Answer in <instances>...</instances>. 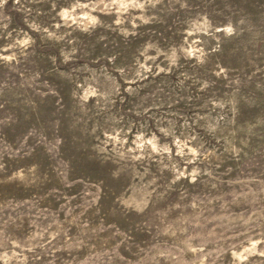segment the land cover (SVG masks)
Listing matches in <instances>:
<instances>
[{"label":"rangeland","instance_id":"374dc122","mask_svg":"<svg viewBox=\"0 0 264 264\" xmlns=\"http://www.w3.org/2000/svg\"><path fill=\"white\" fill-rule=\"evenodd\" d=\"M0 264H264V0H0Z\"/></svg>","mask_w":264,"mask_h":264}]
</instances>
